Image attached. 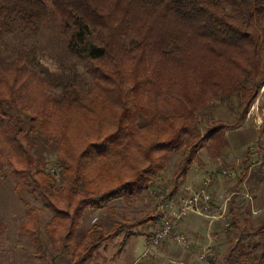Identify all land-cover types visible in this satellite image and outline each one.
I'll list each match as a JSON object with an SVG mask.
<instances>
[{"label":"trees","instance_id":"trees-1","mask_svg":"<svg viewBox=\"0 0 264 264\" xmlns=\"http://www.w3.org/2000/svg\"><path fill=\"white\" fill-rule=\"evenodd\" d=\"M52 37L69 69L43 51ZM263 88L264 0H0V177L38 204L21 200L18 246L30 240L45 264H97L110 241L125 234L124 247L134 229L160 225L158 208L81 233L90 210L157 191L175 158L170 197L201 151L224 158L228 132ZM219 107L233 117H214ZM261 141L245 151L232 193L231 245L223 258L211 249L210 264H264V210L238 192L264 184V159L253 162ZM8 232L0 221V253Z\"/></svg>","mask_w":264,"mask_h":264},{"label":"rangeland","instance_id":"rangeland-1","mask_svg":"<svg viewBox=\"0 0 264 264\" xmlns=\"http://www.w3.org/2000/svg\"><path fill=\"white\" fill-rule=\"evenodd\" d=\"M43 51L47 54L49 59H53L54 62H56L57 66L64 63L69 69L70 66H72L75 62L71 59V54H68L66 46L61 38L52 37L50 41L46 43ZM48 63L53 68H56L55 64L52 62L48 61ZM78 69L80 75L85 74V71L81 65L78 66ZM82 79L87 81L89 84L92 82L90 75H85L82 77ZM213 115L214 117L220 119H231L233 117L227 107H219L215 109L213 111ZM263 128L264 88L261 90V93L258 95L255 102L252 104L247 121H245L238 129L228 132L229 147L225 150L224 158H222L220 161H215L212 157H210L206 150H203L199 153L200 160L197 162V165L193 168L182 184L184 185L186 181L191 182V178H193V176L198 173L203 178L201 182H196L197 186H194V189L188 190L184 186L179 190L178 193H176L177 196L172 195V197H170L174 188L172 183L174 172L176 168H178V165L181 161L180 157H177L170 165L166 177L159 180L156 186L157 191L154 189L151 191H145L139 197H134L129 200L124 198L117 199L109 203L104 209L90 210L85 217L83 231L81 233L86 232V230H88L96 222H106L107 218H110L112 215H115L120 219H138L146 216L147 214H154L158 208L161 213L165 212V214H168L169 208L171 206L178 207L182 205L180 203L177 204L178 201L182 199V197L187 199L195 192H198L201 189H206L215 199L211 204L215 217L212 219L203 216V218L207 222L206 226L210 222H214V226H218L220 228V234H217L218 236H216V234L214 235L216 236L214 237V244L211 247L208 246L206 249L207 259L200 260L199 254L198 260L201 264H210L209 258L211 255V249L214 247H217L220 250V257L223 258L231 245L229 238L225 233H223V231L226 227V224L229 222L227 219L229 204L233 197L232 193L237 190L238 180L237 178L223 175L222 169L225 165H228L230 167H234L235 170L240 173L242 171L241 164L245 157V151L252 147H255L256 150L260 140H263L261 141L260 146L264 147V135L262 134ZM261 154V156L256 155L254 157V163L263 161L264 152L262 151ZM52 156H50V158H54ZM219 185L220 190L218 191L217 186ZM181 190L185 191L181 192ZM238 192H240L239 201L242 202V204L250 205V211L251 208H256V210L259 211L264 210V184L260 185V187L255 190V194H253V196L247 187H242L238 190ZM248 196H252V203L249 202ZM22 199L33 202L25 192L19 194L17 193L15 190V185L10 178L5 180L0 177V221H5L9 224V232L5 249L0 253V264H45V261H41L36 258L34 254V247L30 240H26L21 246H18L17 244V233L19 227L23 223L24 215V208L21 201ZM33 203L38 205L36 202ZM49 219V212L43 210V222L46 223L49 221ZM161 225L162 222L160 227ZM151 226L152 224H149L141 228L134 229L135 236L130 237V239H132L127 245L128 247L121 254H118V250L123 246L125 234L119 239H115L114 241L110 242L107 245L108 247L102 249V260L100 258V262L102 264H107L108 262V264H151L148 252L149 246L144 245L143 241L144 236L146 235L145 233H148L151 230ZM237 235L238 233H234L235 237H237ZM117 242H121L120 246L113 251L112 247ZM107 248H109V250H107ZM203 253L204 251H202L201 254ZM111 259L112 261L110 262ZM106 260L107 262H105ZM69 261L70 259L68 257H64L59 259L57 264H68Z\"/></svg>","mask_w":264,"mask_h":264},{"label":"crops","instance_id":"crops-1","mask_svg":"<svg viewBox=\"0 0 264 264\" xmlns=\"http://www.w3.org/2000/svg\"><path fill=\"white\" fill-rule=\"evenodd\" d=\"M202 178L203 177H201V175L196 173V175L193 176V178H191L192 181L191 182L186 181V183L182 185V187L185 186L186 189L192 190L194 189L193 188L194 186H197L196 182H201ZM217 187L219 191L220 185ZM183 191L185 190H181V192ZM184 199L185 198L182 197V199L179 200L177 204L179 203L183 204L182 201H184ZM206 224L207 222L205 221L203 216L197 214H191L182 221L178 222V224L176 225L177 232L187 234L191 238V240L193 241V249L186 250L182 248L180 245L176 244V242L174 241L164 242L158 246L153 247L152 251L149 252V257H150L149 260L151 264H201L198 260L199 254L202 251L206 250L208 246L211 247L214 244L215 234L217 233L220 234L219 231L220 228L218 226H214V222L213 223L210 222L207 226ZM159 227H160L159 224L156 225L152 224L151 230L148 233H145L146 235L144 234L145 235L143 240L144 245L150 246L151 240L155 232L159 229ZM131 239L124 247L122 248L120 247V249L118 250V254L123 253V251L128 247L127 245L130 243ZM120 243L117 242L114 244V246L112 247L113 251L114 249H117L120 246ZM107 245L106 247H108ZM107 250H109V248H107ZM101 260H102V256H101ZM111 261L112 259L110 260V262ZM105 262H107V260ZM97 264H102L100 262V259L98 260Z\"/></svg>","mask_w":264,"mask_h":264},{"label":"built area","instance_id":"built-area-1","mask_svg":"<svg viewBox=\"0 0 264 264\" xmlns=\"http://www.w3.org/2000/svg\"><path fill=\"white\" fill-rule=\"evenodd\" d=\"M222 174L232 178L238 177V172L235 169H223ZM213 201L214 197L206 189H201L195 192L191 197L184 199L181 206H171L168 214L163 217L161 227L155 232L148 252H151L153 247L165 241H174L186 250L193 249V241L191 238L187 234L177 232L176 225L191 214L206 216L213 219L215 217L211 207ZM226 226L229 227L230 223L228 222ZM201 253L200 260H206V250H204L203 254Z\"/></svg>","mask_w":264,"mask_h":264}]
</instances>
